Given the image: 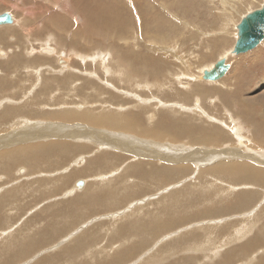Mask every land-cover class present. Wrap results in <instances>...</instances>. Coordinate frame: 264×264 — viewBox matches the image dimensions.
Segmentation results:
<instances>
[{
	"label": "rangeland",
	"instance_id": "obj_1",
	"mask_svg": "<svg viewBox=\"0 0 264 264\" xmlns=\"http://www.w3.org/2000/svg\"><path fill=\"white\" fill-rule=\"evenodd\" d=\"M13 3L15 0H0V14L11 12L19 21L16 25L14 23L2 25L0 30H7L15 26L12 30L20 29L25 36L22 43H16L15 37L17 35L12 33L5 42L0 43L2 56L0 65L5 64L8 56V59H17L21 56L23 59L21 58L22 61L18 64V68L14 66V69L13 67L14 73H12L11 79H15L16 82H11V86L20 89L18 85L21 83L18 82L17 77L23 76L25 82L28 83L27 87L29 88L27 89L30 90L27 91L26 89L27 94L22 95L19 90L13 87L12 89L15 90H9V86L3 87L0 93V110L4 111L7 107H17L23 101L25 103L28 100L27 106L30 107V114L29 112L26 114L33 118L35 115L32 117L31 112L37 110L35 109L36 100L40 98L39 95L41 94L39 90L38 94L35 92L40 86L37 84H40V76H43L48 82V78H51L54 87L57 83L50 76L59 77L57 74L61 77L67 76L65 81L69 85H59L61 87L57 86L55 90L59 97L53 91L44 99L47 106H51V102L48 100L51 95L61 102L65 98L69 102L54 104L56 109H59L57 114L60 115L52 117L51 121L55 122L53 125L63 124V126L70 128L72 125H82L83 129L88 128L85 132L86 137H89V132L93 131L92 133L97 132L101 137L100 140L103 137V134L98 132L100 130L109 133L113 139L116 134L125 133L130 137V140L113 142V144L117 142L116 146L118 147L124 145L125 151L112 148L110 145L101 146L98 142H93L95 141L93 139L85 140L87 142L84 143L85 146L72 150L65 157L63 156V159L57 160L56 158L55 160L53 158L56 161L53 162V165L57 162L63 163L54 170L50 168L41 170L39 168L36 173L35 171L31 172L35 170L31 167L36 166L42 160L36 163L35 156H30L33 160L32 163L23 162L16 168L14 166L10 175L0 171V192L6 190L7 187L11 189L21 183H27L24 185L23 191L19 193L18 201L9 206L10 217L6 215V218L0 220V242L2 243H0V250L9 247V251L6 249L7 256L13 258L7 260L6 263L107 264L111 263L117 256L114 251L119 249V246L120 248L124 246V252L132 246L138 249V252L132 251L131 258L113 264H249L248 262H251L250 264H264V244L255 247L253 251L251 248L242 249L243 247H240L254 237L258 230H264V186L254 182L252 177L240 180L229 171L231 162H234L231 152L226 154L229 157H216L213 160H207L211 154L229 152L228 150L241 148L242 145L248 148H244L245 152L251 151L253 155L264 157V143L261 142L264 141V130L252 125V122H258L260 118H264V111H260L264 110V41L246 53L224 54L225 51L231 50L234 46L235 33L237 32L235 25L246 13L261 7L264 0H23L20 5L17 3L18 6H13ZM228 6L233 7L232 10ZM63 7H65L64 10ZM234 7L236 10L232 12ZM117 9L124 12L122 16L125 18V22L127 17L133 21L132 23L128 22L130 23L127 25L128 30L123 35L127 42L119 38V28L117 31L108 32L114 29V26L110 25L105 32L100 28L104 24L98 27L94 26L97 28L93 29L92 22H95V19L103 20L102 17L106 12L111 16L107 22L111 20L110 23L115 24L118 15ZM100 10L106 12L101 13ZM225 13L231 15L229 20L225 19ZM55 14L63 15L59 24V28H61L58 30L54 28L56 25L50 23V18ZM93 15L94 19H92ZM63 18L66 20V24ZM226 23H229L228 32L224 34L223 29ZM75 26H81L77 34ZM225 35H227V43L220 47ZM215 39L220 42L214 46L212 41ZM159 47L166 48L160 50ZM119 48H123V52H127L131 63L129 61L117 63L119 52L122 53V50L117 51ZM42 50L51 52L44 51L43 53ZM69 51L71 53L69 56H59ZM102 53L103 56H100ZM223 55L231 63L227 74L217 82L211 80H209L210 83L207 82L208 80L197 82L203 67L209 64L211 66ZM147 56L153 58L149 65L145 61ZM33 57L40 62L38 63L39 68L36 66L37 72L33 69L26 70L23 68L25 66L23 62ZM61 57H65L67 61L63 60V63L60 64ZM28 64L31 63L28 61ZM131 64L134 69V76H131ZM103 65H106L111 72L107 73ZM1 73L4 74L5 70L0 66V77H3ZM193 73L197 78H192ZM26 76H29L30 79H27ZM177 79H181L183 84H180ZM61 80L64 81L62 78L59 81ZM139 84L142 85L140 89ZM147 84L150 85L149 88L146 86ZM72 86H77L76 89L79 88V90L74 92ZM184 86L185 90L183 89ZM201 86L203 90L200 93L190 90L191 88L197 90ZM20 91L23 92L24 90ZM115 97L122 100L123 102H120L122 104L117 103ZM67 104L73 106L76 104L79 108L74 110L78 113L88 110L97 115L101 111L114 110V112L122 113L124 116L126 114H139L140 118L135 127L141 130L140 134L139 132L109 126L102 129L98 125L83 124L79 119L62 118V113L73 110V107L67 106ZM22 116L25 115H20V119ZM167 117L173 122L180 120V123L177 125L162 123L161 119H167ZM231 118L235 123L231 121ZM20 119L17 120L19 122L16 121L17 124H13L14 126L0 127L2 143L7 141L5 138L8 136L24 132V128L30 122L32 125L35 122L50 120L47 117H36L29 119L28 122L20 121ZM18 124L22 125L17 126ZM235 129L239 132L237 133ZM77 130L79 129L77 128ZM232 132L237 133V135L234 136ZM238 135L242 136V142H239ZM56 139L74 142L72 138H60L58 136L53 138V140ZM134 139L143 142H133ZM41 140L23 146H35L40 144ZM161 143L180 148L179 153L171 158L175 161L163 155L159 148ZM43 144H48L45 139H43ZM73 144L79 143L76 141ZM17 146L19 145L2 147L0 153L6 152L3 149L9 150ZM73 146L77 147V145ZM131 147L134 148L133 156L127 150ZM29 151L30 154L34 152L33 150ZM106 151L105 155L111 157L113 163L103 162L105 159L97 157ZM135 151L139 153V156L134 155ZM205 154L210 155L206 156ZM124 155L129 157H123ZM50 158L51 156L46 161ZM248 161L254 164L256 169L259 168L264 171V164L260 165V162H257L258 166H261L258 167L255 160L250 161L248 159ZM135 163L140 166L139 173L138 175H130L131 166ZM73 165L74 167H72ZM209 166H213V168L208 169ZM196 167L199 169V173ZM250 167L253 168L252 165ZM57 168L59 169L55 170ZM207 169L213 173H207L205 171ZM217 169L219 172L216 171ZM67 170L69 171L67 172ZM71 170L72 174L70 173ZM19 174H27L30 177L24 180L25 177ZM68 175H70V179L67 178ZM63 177L67 179L68 183L63 186L61 181V185L57 189V180ZM16 179H19L17 183L15 182ZM77 180H84L83 189L78 188L80 190L87 188L86 191L77 193L78 188L74 186ZM231 181L235 186H239L237 191L234 189L232 193L229 189L230 186L225 188L224 184ZM58 182L60 181L58 180ZM5 184L8 186H3ZM223 186L225 187L223 188ZM72 187L76 188V192L71 191ZM97 191L105 192V194L93 197V193ZM243 191H252L258 196L253 203L231 211L230 206L235 198L234 195ZM254 198L255 196L250 194L248 201H253ZM67 200H70V203L74 202L70 205L72 207L63 205ZM192 204L193 206H191ZM132 208L133 214L130 215L129 213L128 217L120 218L123 223L132 218L142 221V217L147 219L152 213V215H164L163 219L170 220L173 224L165 233L166 235L161 234L157 239V233L151 231L153 230L151 225L142 226L148 227L150 230L146 231L147 233L143 231L142 234L137 232L139 227L127 231L125 229L120 231L118 227L114 228L112 224H114L115 217L125 215ZM174 210L176 212L179 210V212L175 213ZM248 216L250 217L245 219ZM163 219L159 216L152 222L160 223ZM234 220L237 221L234 222ZM240 220H243V224L250 225V227H247L248 231L237 238L233 231L239 226ZM137 224L134 223V225ZM213 224L217 225V229L214 231L212 229ZM191 230L195 231L192 232ZM129 231L130 233H128ZM177 232L181 235L176 238L191 235L195 238L191 239L190 242L183 243L181 247H177L173 243ZM31 233L34 234L30 239ZM88 233H91L93 237L87 239L90 242L86 248L72 256L63 253L66 248L76 244L77 238ZM129 234L134 235L131 240H121L123 237L130 236ZM203 234H205V238ZM15 236L16 240L17 237L22 238L21 246L30 244L32 247L34 244L33 249L30 247L25 257L19 256L20 259L14 258V255L19 253L16 249L18 243L11 242V238L13 240ZM6 237L9 239L4 241ZM198 237L202 240L197 241L196 238ZM209 237L214 241L212 245L216 249L208 247ZM228 237L231 240L225 241ZM8 242L10 243L7 244ZM90 243L92 244L91 247L94 246V248L88 251ZM100 247L105 250L96 251L101 249ZM105 253H110V255L105 256ZM1 261L2 264L4 261Z\"/></svg>",
	"mask_w": 264,
	"mask_h": 264
},
{
	"label": "bare ground",
	"instance_id": "obj_2",
	"mask_svg": "<svg viewBox=\"0 0 264 264\" xmlns=\"http://www.w3.org/2000/svg\"><path fill=\"white\" fill-rule=\"evenodd\" d=\"M6 1H9V0H6ZM56 1V0H55ZM23 2V0H15V3H13L14 5L13 6H18V4L17 3H19V5H20V3H22ZM61 2V1H60ZM5 4H6V2H5ZM4 4V5H5ZM54 4V3H53ZM60 4V3H59ZM10 5H11V3H10ZM57 5V4H56ZM63 5V4H62ZM113 5V4H112ZM233 5H235V3H233ZM59 6H61V5H59ZM232 6V5H231ZM229 7L230 9L231 8H233V7ZM262 6V5H261ZM64 8L65 7H63V10H64ZM109 8V7H108ZM113 8V7H112ZM16 9H19V8H16ZM96 10V9H95ZM118 10V9H117ZM116 10V12H117V16H116V18H117V22L115 23V24H112V23H110V21H108L107 22V20L109 19V17H111L106 11H103V10H100V12L101 13H103V12H106V13H104V15H103V17H102V19L103 20H97V19H95V22H92V25H93V27L94 26H102L101 24H104V26H102V27H100L104 32L105 31H107L106 29H109V27H110V25L111 26H114V29H112L111 31H108V32H112L113 30L115 31H117V28H119V38L121 39V40H123V41H125V42H127V39L123 36L124 35V32H126V30H128V28H127V25L128 24H130V23H128V22H133L129 17H127L126 18V22L124 21V17L122 16V14L124 13V12H120L119 10L117 11ZM232 10V9H231ZM234 10H236V7H234V9H233V11L232 12H234ZM253 10V9H252ZM251 10V11H252ZM56 11V10H55ZM80 11V10H79ZM89 11V10H88ZM60 12V11H59ZM58 12V13H59ZM250 12V11H249ZM11 13V12H10ZM31 13V12H30ZM61 13V12H60ZM59 13V14H60ZM63 13V12H62ZM89 13V12H88ZM92 13V12H91ZM64 14H65V12H64ZM91 15V14H90ZM244 15V14H243ZM242 15V16H243ZM20 16V15H19ZM61 16H63V15H58V14H55V15H53L51 18H50V23L52 24V25H56V27H54V28H56L57 30L58 29H60L59 28V24H60V22H61ZM65 16V15H64ZM86 16V15H85ZM129 16V15H128ZM224 16L226 17L225 19L226 20H229L230 19V17H231V15L230 14H228V13H225L224 14ZM241 16V17H242ZM32 17V16H31ZM87 17H88V15H87ZM92 18V17H91ZM13 19H14V21L13 22H11L10 24H17V22L19 21H17V19L15 18V16L13 15ZM28 19V18H27ZM86 19V18H85ZM92 19H94V15H93V18ZM232 19V18H231ZM21 20V19H20ZM69 20V19H68ZM89 20V19H88ZM91 20V19H90ZM106 20V21H105ZM25 21V20H24ZM63 21L65 22L66 20L63 18ZM92 21V20H91ZM145 21V20H144ZM68 22V21H67ZM224 22V21H223ZM36 23V22H35ZM70 23V22H69ZM135 23V22H134ZM10 24H3V25H10ZM62 24V23H61ZM64 24V23H63ZM65 24H66V22H65ZM223 24V23H222ZM22 25H23V22H22ZM228 25H229V23L227 24L226 23V25H225V28L223 29V33L225 34V33H227L228 31V29H227V27H228ZM238 23L235 25L236 26V29H237V32L235 33V42H236V40H237V38H238ZM0 26H2V25H0ZM31 26V25H30ZM29 26V27H30ZM90 26V25H89ZM14 28H15V26H13ZM13 27L12 28H9V29H7V30H3V31H1L0 32V43H2V42H5L6 41V39L9 37V36H11L12 35V33H14V34H16L17 35V37H19V38H17V37H15L16 38V40H17V42L16 43H22V41H23V38H24V34L22 33V31L20 30V29H14V30H12L13 29ZM19 27V26H18ZM27 27V26H26ZM76 28H75V32H76V34H77V32H79L80 31V27L81 26H75ZM97 27H94L93 29H95V28H97ZM129 27V26H128ZM224 27V26H223ZM19 28H21V27H19ZM67 27L65 26V29H66ZM29 30V29H28ZM100 30V29H99ZM117 32V33H118ZM68 33V32H67ZM70 33V32H69ZM95 33V32H94ZM25 34H27V33H25ZM23 35V36H22ZM52 35H53V33H52ZM117 35V34H116ZM109 36V35H108ZM112 36V35H111ZM59 37V36H58ZM109 38V37H108ZM54 39V38H53ZM137 39V38H136ZM221 39V38H220ZM220 39H218V40H220ZM81 40V39H80ZM223 41H222V43H221V45H220V47H223L224 45H225V43H227L226 41L228 40L227 39V35H225L224 37H223V39H222ZM218 42H220V41H217L216 39H215V41H212V45H214L215 46V44H217ZM68 44V43H67ZM235 44V43H234ZM18 45V44H17ZM16 45V46H17ZM148 45V44H147ZM218 46V45H217ZM68 47H69V44H68ZM46 48V47H45ZM160 48V47H159ZM164 48H166V47H162V48H160V50H162V49H164ZM168 48V47H167ZM38 49V48H37ZM50 49V48H49ZM214 49H215V47H214ZM218 49V48H217ZM233 49V48H232ZM232 49L231 50H227V51H223L224 52V54L226 55V54H228V55H230L231 53H232ZM55 50V49H54ZM68 50V49H67ZM107 50V49H106ZM120 50H122V53H120L119 51ZM43 51V53H44V51H48V50H42ZM117 51L119 52V59L117 60V63H119L120 61H129L130 62V60H129V58H128V56H127V52H123V48H119V49H117ZM1 52V51H0ZM51 51H48V53H50ZM53 52H55V51H53ZM75 52V51H74ZM100 53H101V51H99ZM99 52L97 53L98 55H99ZM159 52V51H158ZM230 52V53H229ZM4 53V52H3ZM111 53V52H110ZM14 54V53H13ZM71 53H70V51L69 52H66L65 54H62V55H59V56H69ZM11 55V54H10ZM45 55H47V54H45ZM92 55V54H91ZM97 55V57H99ZM106 55H108V53H106ZM106 55H104V58H106ZM237 55V54H236ZM100 56H103V53H102V55L100 54ZM221 56V55H220ZM222 57H225L226 58V60H227V57L226 56H222ZM221 57V58H222ZM8 58H9V56H8ZM7 58V61L5 62V64H3V65H0L1 67H2V69L3 70H5V73L4 74H2L3 72H2V70H1V76H3V77H0V93L2 92V88L3 87H5V86H9V90H15V89H17V90H19V92L20 93H22V95H26L27 94V91L28 90H30V89H27V88H29V87H27V85H28V83L27 82H25V79H24V77L23 76H21V78H18L17 77V80H18V82L19 83H21V85H18V86H20V89H18L17 87H13V86H11V82H13V83H15L16 81H15V79H11V76H13V74L12 73H14V69H15V67L14 66H18V64L19 63H21V61H22V57L21 56H19V57H17V59H8ZM12 58V57H11ZM22 58V59H21ZM43 58V57H42ZM48 58V57H47ZM62 59H60L59 60V63L61 64V63H63V60H66L65 59V57H61ZM66 58H68V57H66ZM71 58V57H70ZM220 58V57H219ZM1 59H2V56H1V53H0V61H1ZM69 59V58H68ZM72 59H73V57H72ZM46 60V59H45ZM70 60V59H69ZM28 61L31 63V64H28ZM28 61H24L23 62V64H25V66L23 67V68H26V70L27 69H33V70H36V72H37V70L38 69H36V66H37V68H39L38 67V63H40V62H38V60L36 61V58H31V59H29ZM47 61H48V59H47ZM67 61V60H66ZM145 61H146V64L147 65H149L152 61H153V58L151 57V56H147L146 58H145ZM42 62V61H41ZM92 62V61H91ZM228 62V61H227ZM67 63V62H66ZM105 63V62H104ZM131 63V62H130ZM229 63V62H228ZM229 64H231V63H229ZM76 65V64H75ZM215 65V62L210 66V64L208 65V66H206V67H203V70H202V72H201V76H200V78H198L199 80L197 81V82H199L200 80H203V81H206V79H204L203 78V71L205 70V69H211V68H213V66ZM64 66V65H63ZM194 66V65H193ZM13 67H14V69H13ZM67 67V66H66ZM66 67H64V68H66ZM81 67V66H80ZM103 67L105 68V70L107 71V73H110L111 72V70H109L108 68H107V66L106 65H103ZM198 67V66H197ZM18 68V67H17ZM17 68H16V70H17ZM58 68V67H57ZM130 68V67H129ZM131 68H132V75L131 76H134L133 74H134V69H133V67H132V64H131ZM202 69V68H201ZM233 69V68H232ZM48 70V69H47ZM199 70V69H198ZM197 70V71H198ZM190 72V71H189ZM199 72V71H198ZM34 73V72H33ZM62 74V73H61ZM186 74V73H185ZM31 75V74H30ZM56 75V74H55ZM190 75V74H189ZM193 76H192V78L193 77H196L197 78V76H195L194 75V73L192 74ZM16 76H18V74H16ZM38 76V75H37ZM57 76H59V77H56V76H50V77H53V81H55L57 84L55 85V87L52 85V80H51V78H48L49 79V82H48V80L47 79H45V78H43V76H40V80H39V82H40V84L39 83H37L38 85H40L39 87H37L38 89L35 91L36 92V94H38L39 93V91H41V94L39 95V97L40 98H37V100H36V108L35 109H37L36 111H32L31 113H32V117L33 118H36V117H42V118H49L50 120L49 121H42V120H39V121H42V122H33L34 124H32V125H30L32 122H30L28 125H27V127H25L24 128V132H20L19 134H17V133H15V134H13V135H11V136H8V138H5L7 141L6 142H4V143H2V140H0V148H2V147H12L13 145H19V146H17L16 148L15 147H13V148H10L9 150H5V149H3L4 151H6V152H2V153H0V171H3V172H5V174L6 175H10V173H11V170L14 168V166H15V168L18 166V165H20V164H22L23 162H26V163H28V164H30V163H32V157L30 158V156H35V158H36V163H37V161L39 162V160H42V162H39V163H37L36 164V166H33V167H31L32 169H35V170H33V171H31V172H34L35 171V173L39 170V168L42 170L43 168H50L51 170H54V168H56V167H58V166H61V165H63V163H59V162H57L56 164H54L53 165V162L56 160V158H57V160L59 159V158H62L63 159V156L65 157V155H67L69 152H72V150H74V149H76V148H78V147H80V146H85L84 145V143H87L85 140H91V139H93V140H95V141H93V142H98V144L99 145H101V146H103V145H105V146H111L112 148H115V149H121V151H125V147H124V145H121L120 147H118V146H116V144H118L117 142L116 143H114L113 144V142L114 141H117V140H121L122 142H125V141H129L130 140V137H128V135L127 134H116L115 135V137H114V139L110 136V134L109 133H104L102 130H100V131H98L100 134H103V137H102V139L100 140V136L97 134V132H95V133H92L93 131H91V132H89V137H86L87 136V134L85 133V132H87L86 130H88V128H85V129H83V126L82 125H80V126H73L72 125V128H70V127H68V126H63V124H60V125H53V123H55V122H53V121H51V119H52V117L53 116H59L60 114H57L58 113V110L59 109H56V104L55 103H62V102H65V104H66V102L67 103H69L67 100H66V98H65V100H62V102L58 99V98H56V97H54L53 95H51V98L49 97V101L51 102V106L49 105V106H47L46 104H45V102H44V99L45 98H47L46 97V95H48L50 92H53V91H55L56 90V88H57V86H59V85H65V84H67V85H69V83L68 82H66L65 80H67V76L66 77H61L60 75H58L57 74ZM70 76H73V75H70ZM34 77V79H36L35 78V76H33ZM54 77H55V79H54ZM76 77V76H75ZM185 77V76H184ZM26 78L27 79H30V77L29 76H26ZM63 79L64 81H59L60 79ZM183 78V77H182ZM189 78H191V77H189ZM179 82H180V84L182 83L183 84V81L181 80V79H177ZM37 81V80H36ZM212 81V80H211ZM211 81H207V82H211ZM217 81H219V80H216L215 82H217ZM262 81V80H261ZM264 81V80H263ZM213 82V81H212ZM35 83V82H34ZM33 83V84H34ZM188 83V82H187ZM258 83V82H257ZM23 84V85H22ZM32 84V85H33ZM185 84V83H184ZM35 85V84H34ZM70 85H71V83H70ZM148 88L150 87V85H146ZM12 87L13 88H15V89H12ZM59 87H61V86H59ZM76 87L77 86H72V88H73V90H74V92H76V91H78L79 90V88H77L76 89ZM138 87H139V89L142 87V85H138ZM190 87H192V86H190ZM71 88V89H72ZM188 88V87H187ZM6 89V88H5ZM26 89H27V91H26ZM183 89L185 90V86L183 87ZM8 90V91H9ZM20 90H24L23 92H21ZM33 90V89H32ZM39 90V91H38ZM190 90H192L193 92H199L200 93V91H202L203 90V87L201 86V87H199L197 90L196 89H194V88H191ZM189 90V91H190ZM125 91V90H124ZM56 92V91H55ZM59 92V91H58ZM126 92V91H125ZM130 92V91H129ZM6 93V92H5ZM57 93V92H56ZM3 94V93H2ZM115 94V93H114ZM131 94V93H130ZM264 94V93H263ZM57 95H58V97H59V94L57 93ZM119 95V94H118ZM261 95V94H260ZM115 96V95H114ZM132 96H134L133 94H132ZM7 97V96H6ZM5 97V98H6ZM123 97V96H122ZM135 97H136V95H135ZM9 98V97H8ZM19 98H20V96H19ZM24 98H26V97H24ZM34 98H36V97H34ZM33 98V99H34ZM14 99V98H13ZM18 98H16V100H17ZM29 99V98H28ZM62 99V98H61ZM95 99V98H94ZM123 99V98H122ZM135 99V98H134ZM139 100L141 99V97L140 98H138ZM1 100V99H0ZM19 100V99H18ZM25 100V99H24ZM115 100L117 101V103H119V104H122V103H120V102H123L122 100H120L118 97H115ZM247 100V99H246ZM9 101V100H8ZM20 101V100H19ZM47 101V100H46ZM28 100L24 103V101L21 103V104H19L17 107H7L6 108V110H0L1 112H0V127H2V126H6V125H13V124H17V122H19V121H17L18 119H20V115H22V114H24L25 116H22L21 117V119H20V121L21 120H23V121H26V122H28L29 121V119H33V118H31V117H28V115L26 114V113H28L29 112V114H30V107L29 106H27L28 105ZM116 103V102H115ZM2 104V103H1ZM55 104V105H54ZM249 104H250V101H249ZM253 104V103H252ZM256 104V103H255ZM263 105V104H262ZM67 106H72L73 107V110H69L68 112H65V111H63V112H65V113H62V118H65V119H68V120H80V121H82L83 122V124H90V125H98L99 127H102V129H105L106 128V126H109V127H111V128H122V129H125V130H127V131H135V132H139V134H140V129H138V128H136L135 127V124L139 121V114H126L125 116H124V114H122V113H120V114H118V113H116V112H114V110L113 111H108L107 110V112L106 111H101L99 114H97V115H95V114H93V113H91L90 111H88V110H84V111H81V112H77V111H75L74 109L75 108H79L78 106H76V104L73 106V105H69V104H67ZM81 106H82V108H84L83 107V105L81 104ZM119 106V105H118ZM126 106V105H125ZM117 107V106H116ZM255 107V106H254ZM63 109V108H62ZM109 109V108H108ZM122 109V108H121ZM67 110H68V108H67ZM261 112L262 111H264L263 109L262 110H260ZM259 111V112H260ZM254 112V111H253ZM258 112V111H257ZM260 114V113H259ZM258 114V115H259ZM254 116V115H253ZM4 117H6V119H4ZM160 117V116H159ZM258 118V117H257ZM7 120H8V122H7ZM36 120V119H35ZM260 121H258V122H255V123H253L252 122V125L253 126H257V127H259V128H261L262 130H264V118L262 117V118H260L259 119ZM17 121V122H16ZM231 121L232 122H234L235 123V121L231 118ZM247 121V120H246ZM251 121V120H250ZM161 122L162 123H169V124H175V125H177V124H179L180 123V120H176L175 122H173V121H171V120H169V117H167V119H164V118H162L161 119ZM50 123H52V124H50ZM22 125V124H21ZM21 125H17V126H21ZM23 125H25V124H23ZM65 125V124H64ZM14 126V125H13ZM9 128H11V127H9ZM77 128L79 129V130H77ZM108 128V127H107ZM233 128V127H232ZM234 128H235V126H234ZM19 129V128H18ZM121 130V129H120ZM235 130H237V129H235ZM234 130V131H235ZM58 131L60 132L59 134H58ZM119 131V130H118ZM237 133L239 132V130H237L236 131ZM233 134H234V132H232ZM237 133L236 134H234V136L235 135H237ZM6 136V135H5ZM57 136L58 137H60V138H72V141H74V142H67V141H65V140H62V141H59V140H53V138L55 137V138H57ZM238 137L240 138V140H239V142H242V136H239L238 135ZM126 138V139H125ZM237 138V137H236ZM40 139H42L41 140V142H40V144H38V145H35V146H23V145H28V144H32V143H35V142H38ZM43 139H45L46 140V142L48 143V144H43ZM50 139H52L53 141H55V142H52ZM253 139V138H252ZM135 140V139H134ZM76 141H78V143L79 144H73V143H75ZM247 141V140H246ZM92 142V143H93ZM122 142H120V143H122ZM133 142H137V143H142L143 141H140V140H135V141H133ZM261 142H263L264 143V141H261ZM123 144V143H122ZM239 144H241V143H239ZM73 145H77V147H75V146H73ZM152 146V145H151ZM171 146V147H170ZM20 147V148H19ZM100 147V146H99ZM182 147V146H181ZM246 147V146H245ZM243 145H242V147L241 148H232L231 150H228L229 152H224V153H218L217 155H215V154H205L206 156H208V155H210L208 158H207V160H213L214 158H216V157H220V158H224V157H229V156H226V154H230V152H231V157H232V159L234 160V162H231V167L229 168V171L231 172V173H233L237 178H239L240 180H243V179H246V178H248V177H252L254 180V182H256V183H259L260 184V186H264V171L262 170V169H259V168H255V166H254V164H252L251 162H249L248 161V159H250V161H253V160H255V163H256V165L258 166V164H257V162H260V165H263L264 164V157L262 158V157H259V156H257V155H253V154H251V151L250 152H245L244 151V148H245ZM258 147V146H257ZM159 148L161 149V152L163 153V155H165V156H167L170 160H173V161H175V159H171V158H174L173 156H175L177 153H179V151H180V148H178L177 146H172V145H166V144H160L159 145ZM247 148V147H246ZM259 149H261V147H258ZM133 147H131V148H128L127 150H128V152L129 153H131V156H133V153H132V151H133ZM248 149V148H247ZM2 150V151H3ZM29 150H33L34 152L32 153V154H30V151ZM114 151V150H113ZM119 151V150H118ZM118 151H116V152H118ZM108 152H110V151H108ZM107 153V151L106 152H103V153H101V155H99V156H97V157H99V158H103V159H105L103 162H109V163H113V160H112V158L111 157H109V156H107V155H105ZM119 153V152H118ZM108 154H110V153H108ZM135 154H137L138 156H139V153L137 152V151H135V153H134V155ZM105 155V156H104ZM204 155V156H205ZM49 156H51V158L49 159V160H47L46 161V159L49 157ZM96 157V158H97ZM115 157H117V154H115ZM123 157H129V156H123ZM53 158H55V160H53ZM95 158V159H96ZM262 158V159H261ZM136 160V159H135ZM138 160V159H137ZM20 161H22V162H20ZM93 161V160H92ZM56 162V161H55ZM26 163H24V164H26ZM93 163H95V162H93ZM141 163V162H140ZM80 164V163H79ZM206 164H210V163H206ZM205 164V165H206ZM250 165H252L253 166V168L252 167H250ZM111 166V165H110ZM198 166H199V164H198ZM197 166V167H198ZM72 167H74V165L72 166ZM71 167V168H72ZM197 167H196V169H197ZM258 167H261V166H258ZM53 168V169H52ZM60 168V167H59ZM59 168H57V169H55V170H58ZM213 168V166H209L208 167V169H212ZM68 169V168H67ZM73 169V168H72ZM117 169V168H116ZM205 170L207 173H213V172H211V171H209V170ZM18 170V169H17ZM139 170H140V166H139V164L138 163H135V164H133L132 166H131V172H130V175H138V173H139ZM198 170V173H199V169H197ZM69 170H67V172H68ZM195 171V170H194ZM217 172H219V170L217 169L216 170ZM22 172V171H21ZM42 172V171H41ZM72 172V170L70 171V173ZM77 172H79V171H77ZM217 172H215V173H217ZM63 173V172H62ZM89 173V172H88ZM109 173V172H108ZM107 173V174H108ZM72 174V173H71ZM90 174H92V173H90ZM95 174H97L96 172H95ZM99 174H101V172H99ZM103 174V173H102ZM19 175H21V176H24L25 178H24V180L25 179H27V178H29L30 177V175L29 176H27V174L26 175H22V174H19ZM32 175V174H31ZM46 176V175H45ZM32 177V176H31ZM70 177V175H68V179H70L69 178ZM103 179V178H102ZM105 179V178H104ZM108 179V178H107ZM17 180H19V179H16V183H17ZM58 180L60 181V182H58ZM58 180H57V183H56V186H58L57 187V189L60 187V183H61V181H62V184H63V186L65 185V184H67L68 183V181H67V179L66 178H58ZM144 180V179H143ZM14 181V180H13ZM12 181V182H13ZM81 181H83V184H79L78 182V180L77 181H75V183H74V186L75 187H79V188H82L83 189V186H84V180H81ZM96 181H98V180H96ZM9 182H11V181H9ZM27 183H21L20 185H18V186H16V187H14V188H11V189H9L8 187H7V189L6 190H2L0 193H1V197H0V220H1V218H6V215H8L9 217H10V215H9V211H8V209H9V206L10 205H13L14 203H15V201H18V195H19V193H21L22 191H23V187H24V185H26ZM225 184V186H223V188L225 187V188H227V187H229L230 186V190H231V193L233 192V190L235 189V191H237V187H239V186H235V184L231 181V182H227V183H224ZM8 186V184H5V185H3V186ZM10 185V184H9ZM13 185V184H12ZM1 187V186H0ZM73 188L72 187V189H71V191H75L76 192V188ZM222 187V186H221ZM241 187H243V186H241ZM251 187V186H250ZM249 187V188H250ZM77 189V193H81V192H84V191H86V189L87 188H85L84 190H80V189ZM4 189V188H3ZM245 189H248V188H245ZM21 190V191H20ZM80 190V191H79ZM221 190V189H220ZM16 191H18L17 193H16ZM49 191V190H48ZM70 191V192H71ZM226 192H227V190H226ZM239 192V191H238ZM67 193H68V191H67ZM72 193V192H71ZM210 193V192H209ZM50 194H51V192H50ZM66 194V193H65ZM105 194V192H101V191H97V192H95V193H93V197H99V196H102V195H104ZM250 194H252V195H254L255 196V198L253 199V201H248V196L250 195ZM68 195V194H67ZM66 196V195H65ZM115 196V195H114ZM258 195L256 194V193H252V191H243V192H240V193H237L236 195H234V199L232 200V204H231V211L232 210H235V208H237V209H240V207H244V206H246L247 204H249V203H253L254 202V200L256 199V197H257ZM58 197V196H57ZM67 197V196H66ZM78 197H80V196H78ZM74 199H76V198H74ZM78 199V198H77ZM194 199V198H193ZM240 199V200H239ZM65 201V200H64ZM71 201L69 200H67L66 201V203H64L63 205H66V207H72V206H70L71 204H73V203H70ZM96 202V201H95ZM246 202H248V203H246ZM141 204H143V203H141ZM176 204V203H175ZM177 205V204H176ZM175 205V206H176ZM191 206H193V204L191 205ZM229 206V205H228ZM128 207H129V203H128ZM131 207V206H130ZM180 207V206H179ZM179 207H178V209H179ZM183 208V207H182ZM151 209V208H150ZM181 209V208H180ZM186 209V208H185ZM120 210V209H119ZM133 208L129 211V212H126L125 213V215H122V216H118V217H115V221H114V224H112L113 225V227L114 228H116V227H118L119 228V230L120 231H124V229H125V231H127V230H130V229H133V228H135V227H139L138 229H137V232L139 233V234H142L143 233V231H150L149 229H148V227L147 228H144V227H142V226H145L146 227V225H151L152 226V229L153 230H151V231H154V232H156L157 234V237H156V239L158 238V236H160L161 234H164V235H166L165 233L168 231V229L170 228V226L173 224L170 220H164L163 219V217H164V215H158V214H156V215H152V213H150L151 214V216L150 217H148L147 219L145 218V217H142L141 218V220L142 221H140L139 219L138 220H133V218L132 219H130V220H128V221H126V222H124L123 223V221L120 219V218H124V216H127L128 217V215H129V213H130V215L131 214H133ZM33 211V210H32ZM151 211V210H150ZM175 211V210H174ZM181 211V210H180ZM140 212V211H139ZM145 212V211H144ZM154 212V211H153ZM179 212V210L176 212L175 211V213H178ZM183 212V211H182ZM238 212V211H237ZM122 213V212H121ZM156 213V212H155ZM114 214H116V213H114ZM154 214V213H153ZM146 215H147V213H146ZM180 215V214H179ZM112 216H114L113 214H112ZM116 216V215H115ZM139 216H140V214H139ZM159 216H161L162 217V221L160 222V223H154V222H152L153 221V219H156V218H158ZM169 216H172V215H169ZM175 216V215H174ZM253 216V215H252ZM147 217V216H146ZM173 217V216H172ZM177 217V216H176ZM250 216H248V217H246L245 219H247V218H249ZM166 218V217H165ZM174 218V217H173ZM178 218V217H177ZM194 218V217H193ZM22 219V218H21ZM45 219V218H44ZM120 219V220H119ZM125 219H127V218H125ZM4 220V219H3ZM2 220V221H3ZM175 220H177V219H175ZM182 220V219H181ZM238 220V219H237ZM237 220H234V222L235 221H237ZM41 221V220H40ZM174 221V220H173ZM232 221V220H231ZM6 222V221H5ZM178 222H179V219H178ZM1 223V222H0ZM134 223H138L139 224V226H138V224L137 225H134ZM224 223H228V222H224ZM176 224V223H175ZM179 224V223H178ZM50 225V224H49ZM58 225V224H57ZM14 226V225H13ZM34 226V225H33ZM37 226V225H36ZM56 226V225H55ZM127 226V228H125ZM175 226V225H174ZM200 226H201V224H200ZM199 226V227H200ZM25 227H28V226H25ZM35 227V226H34ZM247 227H250V225H245V224H243V220H240V222H239V226L235 229V231H233L234 232V234H235V236L238 238V237H241L245 232H247L248 231V228ZM44 228V227H43ZM175 228V227H174ZM201 228H203V227H201ZM8 229V228H7ZM212 229H213V231L215 230V229H217V225H215V224H213V227H212ZM117 230V229H116ZM171 230V229H170ZM183 230V229H182ZM5 231V230H4ZM20 231V230H19ZM32 230L30 229V232H31ZM47 231V230H46ZM52 231V230H51ZM95 231V230H94ZM100 231V230H99ZM119 231V232H120ZM192 232L193 231H195V230H191ZM20 232H22V231H20ZM27 232H29V230H27ZM118 232V231H117ZM19 233V232H18ZM17 233V234H18ZM35 233V232H34ZM34 233H31V235H30V239L32 238V236H33V234ZM48 233V232H47ZM128 233H130V231L128 232ZM133 233V232H132ZM147 233V232H146ZM178 233V232H177ZM99 234V233H98ZM151 234V233H150ZM256 235H254V237H252L251 239H249L248 240V242H246L245 244H243V245H241L240 247H243L242 249H244V248H251L252 249V251H253V249L255 248V247H259V246H261L262 244H264V230L263 229H261V230H258L256 233H255ZM9 235V234H8ZM23 235V234H22ZM130 235V234H129ZM147 235V234H146ZM152 235H154V234H152ZM179 235H181V234H176V236L174 237L175 238V240L173 241V243L177 246V247H181V245L183 244V243H185V242H190L191 241V239H194L195 238V236H193V235H191V236H188V237H186V236H181V237H179V238H176V237H178ZM20 236V235H19ZM28 236V235H27ZM39 236V235H38ZM92 235H91V233H88V234H84V235H82V236H80L79 238H77L76 239V244L74 245V246H71V247H68V248H66L65 249V251L63 252V253H68V254H70L71 256L72 255H75L76 253H78V252H80V250L81 249H83V248H86L88 245H89V240H87V239H89L90 237H91ZM123 236H125V235H123ZM136 236V235H135ZM219 236V235H218ZM217 236V237H218ZM24 237V236H23ZM37 237V236H36ZM42 237V236H41ZM49 237V236H48ZM93 237V236H92ZM99 237V236H98ZM132 237H134V235H130V236H128V237H123L121 240L122 241H127V240H131V238ZM168 237V236H167ZM203 237L205 238V234H203ZM202 237V238H203ZM35 238V237H34ZM33 238V239H34ZM3 239V238H2ZM7 239H9V238H7L6 237V240L4 239V241H7ZM41 239V238H40ZM46 239V238H45ZM97 240V239H96ZM196 240L197 241H200V240H202V239H199V237L198 238H196ZM227 240H231V238L230 237H228L225 241H227ZM3 241V242H4ZM12 241H14V242H17L18 243V245H17V247H16V249L19 251V253L18 254H16V255H14V258L15 259H17V258H19V256L20 257H25V255H27L26 253H27V251L30 249V244L29 245H24V246H21V243H22V238L21 239H19L18 237H17V240H16V236H15V238L12 240V238H11V242ZM48 241H49V239H48ZM92 241V240H91ZM94 241V240H93ZM208 241H209V245H208V247L209 248H211V249H214L215 247L212 245V243L214 242V241H212V238L211 237H209V239H208ZM25 242V241H24ZM35 242V241H34ZM44 242V241H43ZM109 242H111V241H109ZM130 242V241H129ZM1 243V242H0ZM10 242H8L7 244H9ZM120 243V242H119ZM155 243H156V241H155ZM154 243V244H155ZM211 243V244H210ZM2 244V243H1ZM0 244V245H1ZM4 244V243H3ZM54 244V243H53ZM113 244V243H112ZM138 244V243H137ZM225 244V243H224ZM12 246H13V244H11ZM118 245V244H117ZM122 245V244H121ZM2 246H4V245H2ZM9 246V245H8ZM43 246H45V245H43ZM92 246V244L90 243V246L88 247L89 249H88V251L91 249L92 250V248H94V246L93 247H91ZM96 246V245H95ZM119 246V245H118ZM191 247H192V245H190ZM203 246H205V245H203ZM33 247H34V244H33V246L31 247L32 249H33ZM164 247H165V245H164ZM197 247V246H196ZM199 247H202V246H199ZM2 248V247H1ZM96 248V247H95ZM98 248V247H97ZM101 249H98V250H96V251H103V247H100ZM106 248V247H105ZM124 248V246L123 247H121L120 248V246H119V249H116L115 251H114V254H116L117 256L111 261V263H107V264H113V263H115V262H118V261H122V260H125V259H129V258H131L132 256H131V254H132V251H135V252H138V249H135V247H132V246H130V249H128L126 252H124V250L125 249H123ZM189 248V247H188ZM6 249H8V251L10 250V248L8 247V248H6ZM6 249L5 250H0V262H2L1 260H3L4 262H5V264H7L6 263V261L7 260H10V259H13L11 256H7L8 254H7V251H6ZM110 249V248H109ZM216 249V248H215ZM105 250V249H104ZM231 251V250H230ZM249 251V250H248ZM9 253V252H8ZM16 253V252H15ZM89 253H91V252H89ZM103 253V252H102ZM233 253V252H232ZM30 254V253H29ZM93 254V253H92ZM219 254V253H218ZM47 255V254H46ZM88 255V254H87ZM105 256H108V255H110V253L109 254H104ZM100 256V255H99ZM220 256V255H219ZM84 257H85V255H84ZM231 257V256H230ZM262 257V256H261ZM79 258V257H78ZM110 258V257H109ZM227 258V257H226ZM14 259V260H15ZM20 259V258H19ZM57 259V258H56ZM43 260V259H42ZM68 260V259H67ZM73 260V259H72ZM261 260H263L262 258H261ZM261 260H259V261H261ZM47 261H49V260H47ZM57 261V260H56ZM55 261V262H56ZM65 261V260H64ZM187 261V260H186ZM264 261V260H263ZM3 262V263H4ZM88 262V261H87ZM191 262V261H190ZM2 263V264H3ZM50 263V262H49ZM74 263H75V261H74ZM249 264L251 263V262H248ZM1 264V263H0ZM39 264H40V262H39ZM44 264V263H43ZM46 264H48L47 262H46ZM54 264V263H53ZM69 264V263H68ZM87 264V263H86ZM119 264V263H118Z\"/></svg>",
	"mask_w": 264,
	"mask_h": 264
},
{
	"label": "water",
	"instance_id": "obj_3",
	"mask_svg": "<svg viewBox=\"0 0 264 264\" xmlns=\"http://www.w3.org/2000/svg\"><path fill=\"white\" fill-rule=\"evenodd\" d=\"M10 12L0 14V25L13 22ZM238 38L233 46L232 54H242L258 47L264 41V4L246 13L238 23ZM229 64L225 57L218 59L211 69L203 71V78L216 81L223 78L229 71ZM79 184L83 181L79 180Z\"/></svg>",
	"mask_w": 264,
	"mask_h": 264
}]
</instances>
